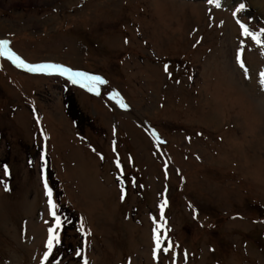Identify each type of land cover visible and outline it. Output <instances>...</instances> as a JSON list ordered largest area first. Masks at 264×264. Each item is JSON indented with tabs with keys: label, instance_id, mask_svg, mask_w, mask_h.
<instances>
[{
	"label": "rangeland",
	"instance_id": "rangeland-1",
	"mask_svg": "<svg viewBox=\"0 0 264 264\" xmlns=\"http://www.w3.org/2000/svg\"><path fill=\"white\" fill-rule=\"evenodd\" d=\"M218 2L0 0L26 63L105 81L0 57V264H264V36L240 28L264 30V0ZM45 179L71 217L48 262ZM156 224L173 248L154 259Z\"/></svg>",
	"mask_w": 264,
	"mask_h": 264
},
{
	"label": "snow or ice",
	"instance_id": "snow-or-ice-1",
	"mask_svg": "<svg viewBox=\"0 0 264 264\" xmlns=\"http://www.w3.org/2000/svg\"><path fill=\"white\" fill-rule=\"evenodd\" d=\"M208 2L209 3L215 2L217 7L220 6L218 0H208ZM243 8H244V5L241 4L237 11L242 10ZM237 22L239 23V21ZM240 28L242 29V35L246 37H250L251 40L255 42V44L261 45L262 43L261 36H264V30H261L259 34H256L250 31L249 28H247L243 24H240ZM242 52H243V48H241L240 53H237L236 62L239 65V68L243 71L245 77H247L249 70L246 67L245 61L241 57ZM0 57L7 58L9 61H11V63L15 67L22 68L26 72L41 73L45 75H59L62 77H66L71 83L79 84L81 88H86L89 92H95L97 95L99 94L97 90L98 85L105 83V81L98 76L89 75L87 73L80 72V71H74L62 65L28 64L23 59H21L18 55H16L13 51H11V49L9 48L8 40H0ZM165 71L166 72L168 71L167 65H165ZM260 80H261L262 86H264V72L260 73ZM120 106L122 108L125 107V105L122 102H120ZM153 135L155 136V133H153ZM156 140L158 143H163V141H161L159 137H156ZM113 150L115 151V148ZM101 159H103V157H101ZM115 164H116V168L120 171V175L117 176V180L118 182H122L123 181V169H122L119 157H117ZM3 172H4V175L9 174L8 169L6 167L3 169ZM133 185L135 186L134 181H133ZM44 187H45L46 195L48 197L49 214L55 222V226L50 227L48 229V239L46 243L47 251L44 253V256H43V261L48 262L49 258L52 257L53 255L54 247L60 242L57 230L60 229L62 225H61V219L57 215V212H56V204L52 200V191L51 189H49L46 179L44 182ZM5 190H7V188H5ZM123 191H124L123 188H121L122 193ZM121 199H123V196L121 197ZM166 203L167 201H164V203L160 205V219L161 220L164 219V206L166 205ZM154 223H156L155 220H154ZM161 228H162V225L156 224V227L154 228V231H153L154 242H155L154 259L157 258L158 253H161V252L168 253L173 248V245L170 241L167 242L166 246L162 245V240L166 241L167 236H166V233L163 236L161 235ZM80 231L82 233L84 231L83 224H81ZM77 255H81V253H77ZM185 259H187V254H185ZM83 264H89L88 260L84 259Z\"/></svg>",
	"mask_w": 264,
	"mask_h": 264
}]
</instances>
